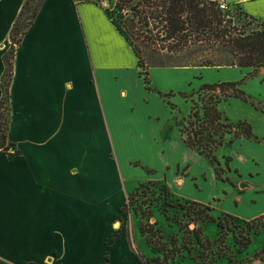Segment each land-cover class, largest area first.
<instances>
[{"label": "crops", "instance_id": "crops-1", "mask_svg": "<svg viewBox=\"0 0 264 264\" xmlns=\"http://www.w3.org/2000/svg\"><path fill=\"white\" fill-rule=\"evenodd\" d=\"M25 1L0 0V83ZM111 1L42 0L15 48L12 146L0 150V264H139L135 253L146 250L121 226L127 171L137 166L144 175L130 178L135 184L163 183L171 197L241 220L264 215V108L229 116L247 121L254 136L226 137L215 151L226 170L218 179L186 146L158 93L171 90L150 80L154 69L169 75L174 68L150 66L154 90L146 88L137 56L106 11ZM212 1L264 20V0ZM256 75L264 82V67ZM256 100L264 105L261 93Z\"/></svg>", "mask_w": 264, "mask_h": 264}, {"label": "trees", "instance_id": "trees-1", "mask_svg": "<svg viewBox=\"0 0 264 264\" xmlns=\"http://www.w3.org/2000/svg\"><path fill=\"white\" fill-rule=\"evenodd\" d=\"M30 1L26 0L22 6L10 33V52L3 56L0 126L5 125L6 129L3 134H0V150H8L12 146L8 142L9 123L2 120L6 105L10 110V82L15 46L19 44L21 35L32 22L42 0L35 5L29 19L23 18ZM217 3L212 0H117L116 11L109 12L108 9L106 11L116 29L137 56L138 66L141 68L140 75L146 88L154 90L150 86L148 67L143 64L140 51L131 41L133 34L143 43L153 45L156 51L170 55V58H177L181 53L193 49L194 51L190 53L193 58L182 62L181 66L184 67L251 68L254 73L258 68L264 67V20L247 15L239 7L237 10L223 12L218 9ZM114 14L119 17V21L114 19ZM16 34H19L17 40ZM10 53L12 57L9 62ZM240 85V82H224L201 86L195 93L197 101L191 100L193 105L187 119H176L186 146L203 155L214 166L215 174L221 180L224 179V169L215 156L216 149L223 145L227 136H230V141L241 137L251 139L254 136L252 127L247 121L232 123L218 107L221 102L232 97L247 101ZM158 93L165 98L171 95ZM167 103L171 109L174 108L169 100ZM225 161L228 162L229 159L225 158ZM191 204L200 205L201 203L192 201ZM126 206L127 204L123 206L121 212ZM206 210L211 211V208L207 205ZM201 220L216 223L218 227L224 228L221 220L207 212L202 215ZM246 226L249 231L252 230L256 234L264 228V215L246 221ZM197 241H200L198 237ZM249 243L250 237L246 236V244ZM135 257L139 264H164L159 260L148 263L139 253H135ZM255 260L264 262V245L262 250L256 253Z\"/></svg>", "mask_w": 264, "mask_h": 264}, {"label": "rangeland", "instance_id": "rangeland-1", "mask_svg": "<svg viewBox=\"0 0 264 264\" xmlns=\"http://www.w3.org/2000/svg\"><path fill=\"white\" fill-rule=\"evenodd\" d=\"M116 2L117 0L109 3L107 8L109 12L116 11ZM38 3L39 0H31L23 18L29 19ZM228 5L231 10L238 9L236 5ZM128 16L131 15L128 13ZM114 19L119 21L116 14ZM18 38L19 34H16L15 39ZM131 41L140 51L145 67L162 64L174 68L168 72L169 75H162L163 73L154 69L150 73V80L164 85L163 89L171 90L167 100L174 106L172 112L175 114L172 115H175L176 119H187L193 105L191 100L197 101L195 93L206 84L241 83L240 88L247 101L230 98L219 106V110L228 119L229 116L233 117L242 112L240 110H249L253 105L260 109L264 108V105L256 100L258 94L264 95V82L251 68L184 67L181 66L182 62L193 58L190 55L193 49L181 53L177 58H170V55L156 51L153 45L143 43L134 34ZM9 52L10 50L6 53ZM11 57L10 53L9 62ZM3 90L5 91L4 87ZM6 106L2 122L9 123L11 112L8 105ZM164 110L168 111V109ZM5 127V125L0 126V134L4 133ZM150 164L154 167L157 165L155 161H150ZM139 168L141 166L127 171L129 179L142 178L144 173ZM143 171L145 172L146 169ZM129 179L126 185L131 190L128 193L127 206L122 211L121 226L129 237L137 238L140 248L146 250L140 254L148 263L159 260L164 264H251L256 259V253L262 250L264 228L254 234L252 230H248L246 220L217 214L209 205L211 211H208L206 204L195 205L191 204L190 200L171 197L163 183L144 181L135 184L133 183L135 180ZM206 212L221 220L224 228L218 227L216 223L203 222L202 215ZM117 234V232L113 233L115 236ZM246 236L250 237L249 244H246ZM197 237L200 239L199 242Z\"/></svg>", "mask_w": 264, "mask_h": 264}, {"label": "built area", "instance_id": "built-area-1", "mask_svg": "<svg viewBox=\"0 0 264 264\" xmlns=\"http://www.w3.org/2000/svg\"><path fill=\"white\" fill-rule=\"evenodd\" d=\"M217 7L219 10H221L223 12L231 10L230 6L224 2H218Z\"/></svg>", "mask_w": 264, "mask_h": 264}, {"label": "water", "instance_id": "water-1", "mask_svg": "<svg viewBox=\"0 0 264 264\" xmlns=\"http://www.w3.org/2000/svg\"><path fill=\"white\" fill-rule=\"evenodd\" d=\"M240 187L242 188L243 187V184H241Z\"/></svg>", "mask_w": 264, "mask_h": 264}]
</instances>
